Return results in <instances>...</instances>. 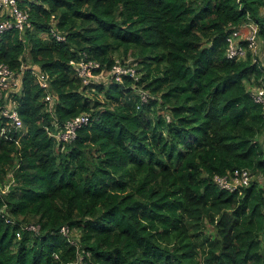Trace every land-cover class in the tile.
Masks as SVG:
<instances>
[{
    "label": "trees",
    "instance_id": "16d2710c",
    "mask_svg": "<svg viewBox=\"0 0 264 264\" xmlns=\"http://www.w3.org/2000/svg\"><path fill=\"white\" fill-rule=\"evenodd\" d=\"M19 7L32 28L0 34V64L21 74L11 100L0 94V264L72 263L70 239L88 264H264V107L253 98L264 62L243 39L246 56H226L227 35L250 21L264 47V0ZM71 61L135 77L84 84ZM81 114L71 141L50 134ZM239 169L254 176L247 186L214 181Z\"/></svg>",
    "mask_w": 264,
    "mask_h": 264
},
{
    "label": "built area",
    "instance_id": "2783aa9c",
    "mask_svg": "<svg viewBox=\"0 0 264 264\" xmlns=\"http://www.w3.org/2000/svg\"><path fill=\"white\" fill-rule=\"evenodd\" d=\"M0 13H6L5 19L0 21V34L9 30H18L23 32L27 28H32V24L28 19V13L26 10H22L19 7V0H0ZM257 25L255 22H246L240 26L238 29H233L226 37L227 48L226 56L228 59L243 58L246 56L245 45L241 44L242 39L246 41L247 47L252 51L256 49V44L258 40L256 38ZM63 37L57 35V39H62ZM254 52V51H253ZM76 67L78 76L82 79L84 84L92 82L97 76L94 70L100 67V64L95 61H81L78 63L70 62ZM23 69V67H21ZM39 85L44 89L49 87L48 75L42 74L38 71L32 70ZM110 74H114V78L117 82H121L123 76L129 75L135 77V70L131 66H124L116 63L113 65ZM16 87V90L14 88ZM21 87V74L16 75L10 70V68L5 64H0V94L5 95V99L11 100L12 92L18 91ZM19 88V89H18ZM254 101L261 104L264 107V90L258 89L253 93ZM46 101L50 104L53 98L50 94L46 95ZM141 101H147V94L143 92L141 94ZM2 116L8 118L9 122L15 129L22 127V122L20 120L19 114L15 107L6 106L2 109ZM89 121L88 114H81L75 118L66 121L63 127L57 126L56 132L50 133L59 142H69L75 138L77 131L82 126L86 125ZM250 180V174L246 169L235 170L232 174L224 176H215L214 181L220 188H224L228 191L237 189L240 186L248 185ZM9 188V184L2 185L0 183V194L5 193ZM27 229L37 231L38 225L31 224L27 226ZM60 232L63 235H68L69 228L67 226H62ZM16 237H20V233H16ZM70 245L76 247V256L79 257L76 261L72 263L64 264H88L83 262V257L80 256L81 251L79 250L78 241L69 240Z\"/></svg>",
    "mask_w": 264,
    "mask_h": 264
},
{
    "label": "rangeland",
    "instance_id": "374dc122",
    "mask_svg": "<svg viewBox=\"0 0 264 264\" xmlns=\"http://www.w3.org/2000/svg\"><path fill=\"white\" fill-rule=\"evenodd\" d=\"M253 51H254L255 54H257L259 56V59L264 62V47H263V44L262 43H260V45L256 44V49H254ZM132 68H134V67H132ZM109 80H110V74L105 72L104 74L97 76L93 80V82H97L98 83V82L101 81V82H104L105 85H107L109 83ZM14 90H16V87L14 88ZM253 178H254V176L251 177V180ZM259 181H260L261 185L264 187V179L263 178H259Z\"/></svg>",
    "mask_w": 264,
    "mask_h": 264
},
{
    "label": "clouds",
    "instance_id": "9594fccd",
    "mask_svg": "<svg viewBox=\"0 0 264 264\" xmlns=\"http://www.w3.org/2000/svg\"><path fill=\"white\" fill-rule=\"evenodd\" d=\"M257 25V24H256ZM257 29H258V27H257ZM256 90H258V89H256ZM89 116V115H88ZM89 122V121H88ZM247 170V169H246ZM249 172V171H248ZM249 174H250V172H249ZM251 177H252V175L250 174V180H249V182L251 181ZM249 184V183H248ZM247 186V185H246ZM31 225V224H30ZM35 225H37V224H35ZM17 238H19V237H17Z\"/></svg>",
    "mask_w": 264,
    "mask_h": 264
}]
</instances>
